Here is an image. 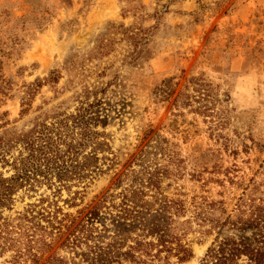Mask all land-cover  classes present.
I'll list each match as a JSON object with an SVG mask.
<instances>
[{
	"label": "rangeland",
	"instance_id": "1",
	"mask_svg": "<svg viewBox=\"0 0 264 264\" xmlns=\"http://www.w3.org/2000/svg\"><path fill=\"white\" fill-rule=\"evenodd\" d=\"M124 29L143 31L140 50ZM97 88L107 160L68 188L15 193L0 209V264H87L88 246L155 241L136 217L169 202L190 253L170 263L200 264L210 222L264 198V0H0V133L74 114Z\"/></svg>",
	"mask_w": 264,
	"mask_h": 264
},
{
	"label": "trees",
	"instance_id": "2",
	"mask_svg": "<svg viewBox=\"0 0 264 264\" xmlns=\"http://www.w3.org/2000/svg\"><path fill=\"white\" fill-rule=\"evenodd\" d=\"M124 31L130 32L123 34L136 51L140 50L143 31ZM105 47L101 40L97 49ZM136 51L131 56L138 55ZM57 79L52 73L48 81L55 83ZM32 89L29 93H33ZM103 92L98 88L87 91L86 100L74 114L42 112L21 128L12 127L0 133V209L8 207L13 195L24 188L32 190L42 184L68 188L69 183L90 180L100 171L101 161L107 158L98 155L110 151L106 134L95 130L97 125L105 128L107 122L108 116L100 111L103 101L98 95H104ZM3 170L11 174L4 176ZM172 209L176 213L182 211L180 204L169 202L163 206L162 214L149 215L147 219L136 217L155 241L139 238L124 252L119 247L105 250L97 245L88 246L87 264H121L122 258L130 264H171L169 259L173 255L179 261L186 260L190 253L171 233L175 221L166 218ZM132 213L127 210L126 216L131 217ZM210 223L216 237L200 264H264V198L240 200L235 213ZM46 264L65 263L50 258Z\"/></svg>",
	"mask_w": 264,
	"mask_h": 264
}]
</instances>
